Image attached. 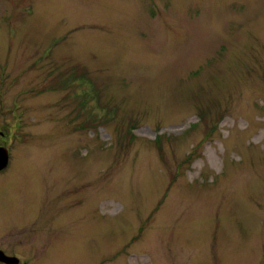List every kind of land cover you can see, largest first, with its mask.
<instances>
[{"label": "rangeland", "instance_id": "1", "mask_svg": "<svg viewBox=\"0 0 264 264\" xmlns=\"http://www.w3.org/2000/svg\"><path fill=\"white\" fill-rule=\"evenodd\" d=\"M0 147V243L264 264V0H0Z\"/></svg>", "mask_w": 264, "mask_h": 264}, {"label": "flooded vegetation", "instance_id": "2", "mask_svg": "<svg viewBox=\"0 0 264 264\" xmlns=\"http://www.w3.org/2000/svg\"><path fill=\"white\" fill-rule=\"evenodd\" d=\"M7 151V157H8V163L4 170H1V172L7 170L10 156L9 151ZM8 244L7 243H0V264H55L53 260L40 259V253L42 250H50L48 247V244H30V243H23L20 245H15L11 241L12 233L8 234ZM45 246V248L39 249V251L36 252L37 247ZM29 247H32L34 249H30Z\"/></svg>", "mask_w": 264, "mask_h": 264}, {"label": "water", "instance_id": "3", "mask_svg": "<svg viewBox=\"0 0 264 264\" xmlns=\"http://www.w3.org/2000/svg\"><path fill=\"white\" fill-rule=\"evenodd\" d=\"M8 163L7 151L0 147V171L4 170Z\"/></svg>", "mask_w": 264, "mask_h": 264}, {"label": "bare ground", "instance_id": "4", "mask_svg": "<svg viewBox=\"0 0 264 264\" xmlns=\"http://www.w3.org/2000/svg\"><path fill=\"white\" fill-rule=\"evenodd\" d=\"M1 148H4V147H1ZM5 150H7L6 148H4ZM10 163V162H9ZM10 165V164H9ZM9 165H8V167H9Z\"/></svg>", "mask_w": 264, "mask_h": 264}]
</instances>
